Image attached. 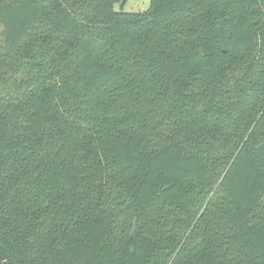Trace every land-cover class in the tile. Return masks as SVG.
<instances>
[{"label":"trees","instance_id":"16d2710c","mask_svg":"<svg viewBox=\"0 0 264 264\" xmlns=\"http://www.w3.org/2000/svg\"><path fill=\"white\" fill-rule=\"evenodd\" d=\"M0 0V264H264V0Z\"/></svg>","mask_w":264,"mask_h":264},{"label":"rangeland","instance_id":"374dc122","mask_svg":"<svg viewBox=\"0 0 264 264\" xmlns=\"http://www.w3.org/2000/svg\"><path fill=\"white\" fill-rule=\"evenodd\" d=\"M151 0H128L126 4L122 7L120 3L115 5L116 10H123L127 12H138L144 11L150 6Z\"/></svg>","mask_w":264,"mask_h":264}]
</instances>
